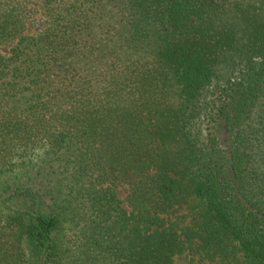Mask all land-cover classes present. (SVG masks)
<instances>
[{"label":"trees","instance_id":"trees-1","mask_svg":"<svg viewBox=\"0 0 264 264\" xmlns=\"http://www.w3.org/2000/svg\"><path fill=\"white\" fill-rule=\"evenodd\" d=\"M2 46L0 264H264V0H0Z\"/></svg>","mask_w":264,"mask_h":264},{"label":"rangeland","instance_id":"rangeland-1","mask_svg":"<svg viewBox=\"0 0 264 264\" xmlns=\"http://www.w3.org/2000/svg\"><path fill=\"white\" fill-rule=\"evenodd\" d=\"M41 0H32V4H38ZM41 23L40 17L34 16L28 20V26L27 31L28 33H34L38 31L39 25ZM9 46H2L0 47L1 50H6ZM117 193L119 196V199L122 201L123 208L129 212V209L125 203V198L127 195L126 187L124 186H118L117 187ZM182 213H185V211H181ZM175 264H210L207 261H200L199 256L193 255L190 252H187L183 254L182 256L175 258Z\"/></svg>","mask_w":264,"mask_h":264}]
</instances>
